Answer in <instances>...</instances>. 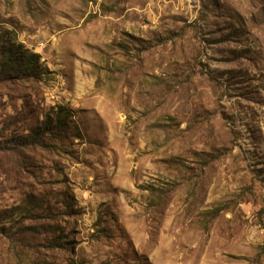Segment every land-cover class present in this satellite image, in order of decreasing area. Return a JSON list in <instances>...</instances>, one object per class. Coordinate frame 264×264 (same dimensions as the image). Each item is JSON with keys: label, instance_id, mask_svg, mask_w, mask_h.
<instances>
[{"label": "rangeland", "instance_id": "obj_1", "mask_svg": "<svg viewBox=\"0 0 264 264\" xmlns=\"http://www.w3.org/2000/svg\"><path fill=\"white\" fill-rule=\"evenodd\" d=\"M0 264H264V0H0Z\"/></svg>", "mask_w": 264, "mask_h": 264}, {"label": "trees", "instance_id": "obj_2", "mask_svg": "<svg viewBox=\"0 0 264 264\" xmlns=\"http://www.w3.org/2000/svg\"><path fill=\"white\" fill-rule=\"evenodd\" d=\"M38 56L34 53L27 52L23 57V72L34 75V69L37 62ZM56 114L51 117L46 116L42 125L38 127L30 136L24 139L21 144L24 145H35L40 144L44 140L48 139L50 141H60L66 137L65 126L67 118L71 113L63 107H59ZM48 144H52L49 143Z\"/></svg>", "mask_w": 264, "mask_h": 264}]
</instances>
